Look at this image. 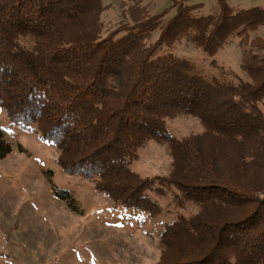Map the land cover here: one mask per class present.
<instances>
[{
  "label": "trees",
  "instance_id": "obj_1",
  "mask_svg": "<svg viewBox=\"0 0 264 264\" xmlns=\"http://www.w3.org/2000/svg\"><path fill=\"white\" fill-rule=\"evenodd\" d=\"M132 1L131 21L107 29L102 0H0V108L115 207L152 219L172 213L158 264H264V39L248 34L264 26V9L219 0L218 15L199 16L200 5L168 0L178 9L164 23L169 10L154 15L146 0ZM182 36L218 74L176 54ZM234 36L248 80L229 79L215 59ZM177 115L203 130L172 135L167 121ZM151 141L168 147L169 175L133 169ZM50 182L78 212L72 192Z\"/></svg>",
  "mask_w": 264,
  "mask_h": 264
},
{
  "label": "rangeland",
  "instance_id": "obj_2",
  "mask_svg": "<svg viewBox=\"0 0 264 264\" xmlns=\"http://www.w3.org/2000/svg\"><path fill=\"white\" fill-rule=\"evenodd\" d=\"M200 5L197 15H218L219 0H182ZM234 10L264 9V0H226ZM109 8L102 14L107 29L128 18L132 0H102ZM150 12L167 23L177 14L168 0H146ZM159 31L155 33L158 37ZM251 38L264 39V26L248 32ZM176 54L195 62L206 74H218L211 58L182 36ZM244 57L240 37L234 36L217 54L219 66L233 73L229 79L248 80L242 70ZM264 109V103L262 105ZM169 132L183 138L200 133L197 119L177 115L167 121ZM0 128L4 131L7 155L0 158V264H158L164 250L161 232L164 222L174 215L164 213L154 219L144 213L115 207L95 188V181L65 173L58 163L56 148L35 131L12 125L0 108ZM168 147L151 141L140 151L133 169L143 177L165 176L172 171ZM50 180L74 195L78 212H72L56 198ZM168 208L169 201L159 199ZM194 210V209H193Z\"/></svg>",
  "mask_w": 264,
  "mask_h": 264
}]
</instances>
